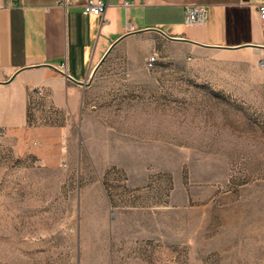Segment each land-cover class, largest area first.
Returning a JSON list of instances; mask_svg holds the SVG:
<instances>
[{"label": "rangeland", "instance_id": "1", "mask_svg": "<svg viewBox=\"0 0 264 264\" xmlns=\"http://www.w3.org/2000/svg\"><path fill=\"white\" fill-rule=\"evenodd\" d=\"M85 90L0 127V264H264V49L138 34Z\"/></svg>", "mask_w": 264, "mask_h": 264}, {"label": "crops", "instance_id": "2", "mask_svg": "<svg viewBox=\"0 0 264 264\" xmlns=\"http://www.w3.org/2000/svg\"><path fill=\"white\" fill-rule=\"evenodd\" d=\"M86 1L0 0V127H25L30 93L38 89L60 108L76 107L113 50L138 34L163 32L203 48L264 49V0H105L101 16L83 13ZM194 5L205 9L206 21L189 25Z\"/></svg>", "mask_w": 264, "mask_h": 264}, {"label": "built area", "instance_id": "3", "mask_svg": "<svg viewBox=\"0 0 264 264\" xmlns=\"http://www.w3.org/2000/svg\"><path fill=\"white\" fill-rule=\"evenodd\" d=\"M121 1L123 5L125 6H131L133 4V2H130L127 0H121ZM74 3H75V0H63L62 2L64 6H71V5H74ZM107 7H108V3L105 0H87L82 6V11L85 14H93V15L101 16L106 12ZM259 12H260L261 18L264 19V5L259 6ZM205 21H206V11L202 6L194 5V6H190L187 8V14H186L187 24L195 25V24L203 23ZM157 61H158V58L155 55L148 58L147 63H146L147 69L149 70L153 69ZM59 70L65 71V65H60ZM36 92L39 94H44L42 89H38Z\"/></svg>", "mask_w": 264, "mask_h": 264}, {"label": "water", "instance_id": "4", "mask_svg": "<svg viewBox=\"0 0 264 264\" xmlns=\"http://www.w3.org/2000/svg\"><path fill=\"white\" fill-rule=\"evenodd\" d=\"M161 32V31H160ZM165 37H167V38H169V39H175V40H184L183 38H173V37H171V36H168V35H166V34H164L163 32H161ZM103 63V62H102ZM101 63V64H102ZM100 64V65H101ZM69 77V76H68ZM70 79H72V80H74L73 78H71V77H69ZM74 81H76V80H74ZM76 82H78V83H80V84H82V85H84L85 84V82H81V81H76Z\"/></svg>", "mask_w": 264, "mask_h": 264}]
</instances>
